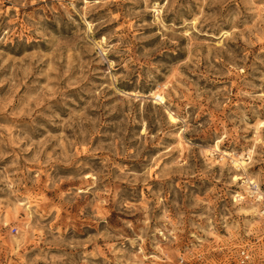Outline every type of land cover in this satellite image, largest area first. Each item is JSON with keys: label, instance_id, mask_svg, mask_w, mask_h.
<instances>
[{"label": "rangeland", "instance_id": "1", "mask_svg": "<svg viewBox=\"0 0 264 264\" xmlns=\"http://www.w3.org/2000/svg\"><path fill=\"white\" fill-rule=\"evenodd\" d=\"M262 123L264 0H0V264H264Z\"/></svg>", "mask_w": 264, "mask_h": 264}, {"label": "built area", "instance_id": "2", "mask_svg": "<svg viewBox=\"0 0 264 264\" xmlns=\"http://www.w3.org/2000/svg\"><path fill=\"white\" fill-rule=\"evenodd\" d=\"M259 193L255 192L252 193L253 196L256 198V201L259 206V221H260V228H261V236L264 238V191L262 192L260 187ZM254 260V253L250 250L249 247L242 248L239 252V264H250Z\"/></svg>", "mask_w": 264, "mask_h": 264}, {"label": "bare ground", "instance_id": "3", "mask_svg": "<svg viewBox=\"0 0 264 264\" xmlns=\"http://www.w3.org/2000/svg\"><path fill=\"white\" fill-rule=\"evenodd\" d=\"M153 96H154L155 99H158L161 104H165V98L162 96L161 93L158 94L157 92H155L153 94ZM169 117H170L171 120H173V121L175 120V118L173 117L172 114H170ZM261 127H264V123H262V126ZM218 147L219 146L217 145L214 150L215 151H219V148ZM251 154H252V151H250V158H251ZM224 156H229L231 158V160L234 162L235 168H237V170L246 171V164L247 163L243 160V157L242 156L241 157H238V156H235V155L232 156L229 153H225ZM240 179H241V177H238V176H236L234 178L235 181L240 180ZM246 183H247L248 188L251 190L252 193H255V192L259 193V188L257 187V185H256L257 183L255 181H252L249 178L246 181Z\"/></svg>", "mask_w": 264, "mask_h": 264}]
</instances>
